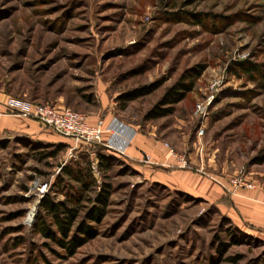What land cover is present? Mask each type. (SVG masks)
Here are the masks:
<instances>
[{"label": "rangeland", "instance_id": "obj_1", "mask_svg": "<svg viewBox=\"0 0 264 264\" xmlns=\"http://www.w3.org/2000/svg\"><path fill=\"white\" fill-rule=\"evenodd\" d=\"M191 68L201 74L173 112L146 120ZM143 88L150 93L122 101ZM0 94L69 108L89 123L110 113L106 143H122L114 135L122 123L148 133L173 160L169 171L186 170L192 182L204 178L221 192L198 197L154 180L138 166L147 163L143 155L130 160L102 144L75 146L52 131L57 140H3L0 264L264 263V228L244 222L230 199L248 192L227 191L238 175L255 184L250 191L264 186V0H0ZM59 144L65 147L46 157ZM98 152L111 157L106 172L92 169ZM87 164L95 191L108 184V204L100 221L86 222L95 235L68 253L34 227L43 197L36 186L64 200L60 166Z\"/></svg>", "mask_w": 264, "mask_h": 264}, {"label": "trees", "instance_id": "obj_2", "mask_svg": "<svg viewBox=\"0 0 264 264\" xmlns=\"http://www.w3.org/2000/svg\"><path fill=\"white\" fill-rule=\"evenodd\" d=\"M237 65L241 66L243 71L252 70L243 67V64ZM201 71L202 70L197 68L186 70L182 74L180 80L167 89L159 102L146 112L144 118L150 120L170 115L174 110L173 105L181 101L185 94L191 91ZM150 91L151 89L148 88L135 89L124 95L122 97L123 99L121 97L120 99L126 103L141 95L150 93ZM4 144L5 142L0 141V147H3ZM64 147V144L57 145V149L48 152L46 157H55L56 153ZM96 157L98 171L100 173L106 172L110 168L111 157L101 152H98ZM65 177L67 180L64 179ZM96 183L88 164L83 168L80 166L71 167L68 165H61L60 171L56 175V184H64V187H67L65 199L58 201L48 194L43 195L38 203L36 220L34 222L35 229L68 253H73L86 239L95 235L92 226L86 222L100 221L108 204V184L102 182L99 189L95 191ZM90 192H94L93 196L88 194ZM84 200L91 203L88 208L83 206L82 201ZM84 208L85 218L78 223L74 231L72 230V226L79 217L80 211ZM229 236L232 242H236V236L233 232H230ZM223 246V244H219L220 252ZM232 260L234 259L232 258ZM250 264L259 263L257 261H252Z\"/></svg>", "mask_w": 264, "mask_h": 264}, {"label": "crops", "instance_id": "obj_3", "mask_svg": "<svg viewBox=\"0 0 264 264\" xmlns=\"http://www.w3.org/2000/svg\"><path fill=\"white\" fill-rule=\"evenodd\" d=\"M13 102H17L15 105ZM20 101L13 99L11 96L0 94V141L3 140H57L58 135H47L46 131H52L54 134L57 132L45 127L43 124L35 119L23 117L18 114V109L21 107ZM110 113H106L103 118V123L107 127L111 126L113 117ZM101 117H93L90 121L91 124ZM118 128L114 131L117 134V140H123L120 145L114 147L123 151L122 155L130 160H137L139 155H143L147 163L138 165L147 169L154 180L167 183L191 192L198 197L218 199L221 196L220 189L204 178H200L192 182L190 173L183 169H175L169 171V166H174L173 160H170V155L167 150L163 148L159 141H156L150 134H144L133 127ZM111 134H106V137ZM62 137V136H61ZM110 137V136H109ZM109 139V138H108ZM62 140H71L68 137H63ZM107 140V139H104ZM108 149V148H107ZM110 150V149H108ZM116 155H121L113 150H110ZM155 166H159L162 170H168V173L157 171ZM247 193L243 199L232 198L234 205L242 215V220L248 222L253 226L264 228V186L255 190H244ZM242 211V212H241Z\"/></svg>", "mask_w": 264, "mask_h": 264}, {"label": "built area", "instance_id": "obj_4", "mask_svg": "<svg viewBox=\"0 0 264 264\" xmlns=\"http://www.w3.org/2000/svg\"><path fill=\"white\" fill-rule=\"evenodd\" d=\"M216 82L210 85V88H214ZM211 99L209 96L208 100ZM17 105V102H13ZM21 107L18 109V114L23 117H28L37 120L45 127L52 129L53 131L70 138L73 140L74 145L81 143L85 144H102L106 148L111 149L117 153L122 154L123 151L114 147L113 145L106 143L103 138V134L106 130V126L103 123V119H98L95 123L88 122L87 117L84 114L73 111L69 108L55 109L47 104L30 105L27 103H20ZM206 105L205 102L196 104L197 113L205 114ZM202 130L199 131L201 135ZM97 157L92 160V169L97 168ZM233 194L237 189H253L255 184L252 181L246 180L245 177L239 175L231 180ZM37 195L43 196L46 192V184H38L36 186Z\"/></svg>", "mask_w": 264, "mask_h": 264}, {"label": "bare ground", "instance_id": "obj_5", "mask_svg": "<svg viewBox=\"0 0 264 264\" xmlns=\"http://www.w3.org/2000/svg\"><path fill=\"white\" fill-rule=\"evenodd\" d=\"M34 208H35V205L29 209V213H33ZM29 216H31V214Z\"/></svg>", "mask_w": 264, "mask_h": 264}]
</instances>
